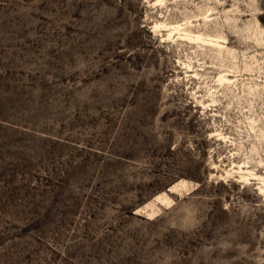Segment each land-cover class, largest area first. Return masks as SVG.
Wrapping results in <instances>:
<instances>
[{
  "label": "rangeland",
  "instance_id": "374dc122",
  "mask_svg": "<svg viewBox=\"0 0 264 264\" xmlns=\"http://www.w3.org/2000/svg\"><path fill=\"white\" fill-rule=\"evenodd\" d=\"M0 264H264V0H0Z\"/></svg>",
  "mask_w": 264,
  "mask_h": 264
},
{
  "label": "bare ground",
  "instance_id": "6f19581e",
  "mask_svg": "<svg viewBox=\"0 0 264 264\" xmlns=\"http://www.w3.org/2000/svg\"><path fill=\"white\" fill-rule=\"evenodd\" d=\"M168 37H171V33L168 35ZM220 81H226V80H224L223 78H220Z\"/></svg>",
  "mask_w": 264,
  "mask_h": 264
}]
</instances>
